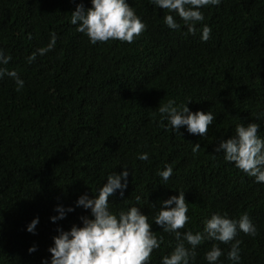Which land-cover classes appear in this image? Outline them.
<instances>
[{
    "label": "trees",
    "instance_id": "trees-1",
    "mask_svg": "<svg viewBox=\"0 0 264 264\" xmlns=\"http://www.w3.org/2000/svg\"><path fill=\"white\" fill-rule=\"evenodd\" d=\"M128 3L147 26L139 38L93 45L70 23V8H89L90 0H0V49L12 58L6 67L24 81L17 91L10 77L0 80V264L50 259L57 229L81 226L80 217L91 216L75 205L77 198L96 194L121 165L129 170L128 186L123 196L117 191L109 197V206L116 212L136 205L150 215L151 231L163 237L150 264H161L176 245L152 218L178 191H184L190 217L180 231H203L213 213L236 219L247 213L257 235L238 232L240 264H264V183L215 152L237 121L264 113V0L205 7L195 34L179 17L181 28L169 29L163 22L167 10L148 0ZM202 24L212 29L207 41L200 39ZM51 33L54 48L29 63L26 58L45 47ZM169 99L192 112L195 102L208 104L215 119L207 134H190L183 126L173 132L165 124L148 131L158 106ZM87 129L105 133L106 141ZM196 143L201 148L193 154ZM144 152L147 161L137 158ZM166 164L173 174L165 183L157 170ZM57 205L74 210L52 222ZM34 217L39 222L33 234L26 226ZM214 243L225 254L230 247L205 240L190 264H207L204 254ZM32 245L36 250L29 253ZM220 261L231 264L226 255Z\"/></svg>",
    "mask_w": 264,
    "mask_h": 264
},
{
    "label": "clouds",
    "instance_id": "clouds-1",
    "mask_svg": "<svg viewBox=\"0 0 264 264\" xmlns=\"http://www.w3.org/2000/svg\"><path fill=\"white\" fill-rule=\"evenodd\" d=\"M90 3L89 8H85L83 4H77L75 10L70 8V23L76 25V31L85 34L93 45L109 40L131 44L147 27L128 0H90ZM148 3L167 10L163 22L169 29L181 28V23L176 19L179 17L187 31L195 34L196 25L205 19L202 9L219 6L222 0H148ZM211 31L210 26L202 24L200 39L207 41ZM55 44L56 34L51 33L49 43L29 55L27 61L31 63L37 54H45L52 50ZM11 59L10 54H5L4 50L0 49V80L5 76L10 77L19 91L24 87V81L15 69L6 67ZM170 84L174 88L178 87L176 83ZM176 89L179 91V88ZM178 93L180 94L181 90ZM195 104L194 109L197 111L192 112L186 103L177 105L173 99L161 102L155 114L154 124L149 125L147 130H157L159 125L165 124V127L173 132H179L183 126L190 134L205 136L215 116L209 110L208 104ZM227 112L228 107L218 119ZM87 130L93 137L106 141L105 133L102 134L96 129ZM124 135L123 130L119 137L122 139ZM200 148L199 143L193 144V154ZM215 152L222 153L226 162L234 164L247 176L253 177L255 182L264 183V113H258L253 120L245 123L237 121L230 137L220 140ZM137 158L147 161L148 153H139ZM121 168L123 170L119 173L112 172L107 175L106 182L96 190V194L89 192L77 198L75 205L90 210L91 216H81V226L73 224L69 230L58 228V235L53 236V244L48 248L51 257L43 259L42 264H150L153 250L160 248L163 240V237L158 238L155 232L151 231L150 215L142 213L136 205L116 212L109 206V197L117 191L123 196L128 186L129 170L124 165H121ZM172 174L173 168L167 164L162 170H157V175L165 183ZM140 200V195L135 196L137 204ZM161 204L152 221L160 225L164 232L173 234L176 240L171 253L161 257V264H190V261L195 260V249L205 240L230 245L225 254L214 243L204 254L207 264H222V255H226L231 264H240L241 241L236 239L238 232L252 237L257 235V228L247 213L238 219L230 218L227 214L213 213L210 218L204 220L203 231L182 232L180 230L185 228L190 219L187 215L188 204L184 191H178V195L168 197ZM73 210L72 206L65 208L57 205V215L51 216L50 220L55 222L63 219L67 212ZM38 222L39 217H34L27 224L26 230L34 234ZM35 250V245L28 248L29 253Z\"/></svg>",
    "mask_w": 264,
    "mask_h": 264
}]
</instances>
